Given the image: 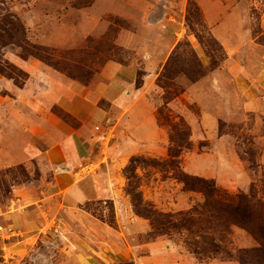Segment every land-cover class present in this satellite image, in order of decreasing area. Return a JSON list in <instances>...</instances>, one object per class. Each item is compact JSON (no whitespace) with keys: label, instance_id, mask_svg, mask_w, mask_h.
<instances>
[{"label":"rangeland","instance_id":"374dc122","mask_svg":"<svg viewBox=\"0 0 264 264\" xmlns=\"http://www.w3.org/2000/svg\"><path fill=\"white\" fill-rule=\"evenodd\" d=\"M211 14L212 25L231 17L239 29L235 64L248 69L249 77L262 71L264 0H0V66L7 73L16 68L21 83L19 87L0 74V131L20 128L13 120L16 113L32 119L28 106L45 96L51 82L95 88L103 82L106 67L119 64L139 70L141 87L147 73L154 79L160 72L149 99L164 136L147 153L136 156L141 159L130 173L136 179L129 187L126 178V191L132 187L156 211L175 214L178 221L183 218L179 214L202 207L205 201L202 193L184 187L179 178L183 173L214 181L231 195L249 193L255 186L256 199L264 202V101L248 112L243 107L248 97L240 94L233 79L224 72L220 77L211 75L227 58L207 21ZM5 17L20 24L13 38L5 33ZM201 51L209 58L206 67L200 61ZM216 79L226 80L223 88L212 87ZM200 81L199 93L207 100L206 106L192 93ZM208 106L217 118V131L212 134L201 121ZM53 112L76 126L64 110L57 107ZM172 146L183 150L176 170L169 165ZM41 177L38 169L24 166L0 169V209L16 208L14 187L35 182L39 188L44 185ZM90 207L97 216L112 219L109 203ZM212 220L203 211L186 226L193 234L169 224L167 235L154 236L151 229L138 241L169 239L186 248L196 264L249 262L247 253L259 247L254 237L224 220ZM11 246L0 245V264H18ZM195 251L198 255L192 254Z\"/></svg>","mask_w":264,"mask_h":264},{"label":"crops","instance_id":"0c3cea01","mask_svg":"<svg viewBox=\"0 0 264 264\" xmlns=\"http://www.w3.org/2000/svg\"><path fill=\"white\" fill-rule=\"evenodd\" d=\"M213 17L207 20L210 25ZM232 21L225 17L211 26L227 52L222 66L211 75L220 77L224 72L231 77L240 94L248 97L243 107L252 112L264 101V69L249 77L248 69L235 64L239 29ZM199 57L205 67L210 64L204 51ZM138 72L110 64L95 88L51 82L45 96L28 106L32 119L16 113L13 120L20 128L0 131V169H38L44 180L39 188L35 182L14 187L12 202L17 207L0 209V240H9H1L0 245H12L18 264H196L186 248L169 239L139 242L151 232L148 221L122 223L117 209L113 227L86 210L88 204L127 199L125 169L133 157L147 153L164 136L149 99L160 72L154 79L147 73L141 87ZM219 80L212 81L213 88L224 87L226 80ZM201 83L192 93L206 106L199 93ZM57 107L75 119V127L55 115ZM214 114L208 106L201 117L211 134L217 131ZM87 164H95L96 170L83 176L80 170Z\"/></svg>","mask_w":264,"mask_h":264},{"label":"trees","instance_id":"16d2710c","mask_svg":"<svg viewBox=\"0 0 264 264\" xmlns=\"http://www.w3.org/2000/svg\"><path fill=\"white\" fill-rule=\"evenodd\" d=\"M9 25L10 27H7ZM3 26L5 33L8 34L10 38H13L17 35V27L20 24H16L10 17H5L3 19ZM35 56L34 54H32ZM31 55V56H32ZM26 57V55H24ZM37 57V56H35ZM211 59V58H210ZM14 72L7 73V70L0 66V74L8 77L9 79L14 80L16 85L21 87V83L18 79L17 69H11ZM140 87L139 84H137ZM181 139H185L184 135L179 134ZM173 142V140H172ZM183 154L182 149H176L173 146L169 150L170 162L169 165L176 170L179 168V162L176 160ZM141 158H132L130 165L125 169L124 174L129 180V187L132 185L131 181L136 179L134 174H130L132 171H135L134 164L136 161H139ZM180 181L185 185L186 189L190 191H198L204 195L205 201L202 207H195L190 212L179 214V217L183 216L182 220H175V214H163L155 210L154 206L149 202L143 200L142 194L135 192V189L128 188L127 195L130 199L118 200L116 203L108 201L105 204H110L111 207V217L112 219H106L101 216L102 220H106L110 226L116 227V210H119L120 221L122 223H131L139 221H148L151 223L152 234L154 236H165L169 233V224L173 225L174 229L181 231V229L190 232H194L186 226L189 224L195 215H202V212L209 214L210 218L214 221H225L232 226H238L246 230L254 239L258 242L259 247L254 251L247 253L250 256V261L240 259L241 264H264V202L263 200L256 199V190L255 186L252 187L249 193H238L236 195H231L228 192L217 187L214 181L203 180L199 177L187 176L184 173L179 177ZM254 188V189H253ZM103 204V203H100ZM94 204H88L86 210L92 212L90 206ZM96 215V213H94ZM212 220V221H213ZM188 247L191 249V243L187 240L185 242ZM218 247V246H217ZM200 253V252H199ZM194 255L198 253L192 252Z\"/></svg>","mask_w":264,"mask_h":264},{"label":"built area","instance_id":"2783aa9c","mask_svg":"<svg viewBox=\"0 0 264 264\" xmlns=\"http://www.w3.org/2000/svg\"><path fill=\"white\" fill-rule=\"evenodd\" d=\"M95 170H96L95 164H87L81 167L80 173L84 176L94 173ZM0 230H2V228H0Z\"/></svg>","mask_w":264,"mask_h":264}]
</instances>
